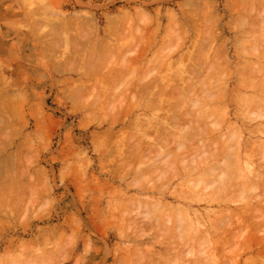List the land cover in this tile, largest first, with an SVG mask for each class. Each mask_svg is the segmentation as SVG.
<instances>
[{"label": "rangeland", "instance_id": "rangeland-1", "mask_svg": "<svg viewBox=\"0 0 264 264\" xmlns=\"http://www.w3.org/2000/svg\"><path fill=\"white\" fill-rule=\"evenodd\" d=\"M239 1L0 0V264H264V0Z\"/></svg>", "mask_w": 264, "mask_h": 264}, {"label": "bare ground", "instance_id": "bare-ground-1", "mask_svg": "<svg viewBox=\"0 0 264 264\" xmlns=\"http://www.w3.org/2000/svg\"><path fill=\"white\" fill-rule=\"evenodd\" d=\"M240 1H241V0H240ZM240 1H239V2H240ZM245 1H246V0H245ZM186 2H188V1H186ZM204 2H205V1H204ZM204 2H203V3H204ZM241 2H242V1H241ZM241 2H240V3H241ZM259 2H260V1H259ZM244 3H245V2H244ZM247 3H248V2H247ZM188 4H189V3H188ZM212 4H213V3H212ZM241 4H242V3H241ZM245 4H246V3H245ZM261 4H262V3H261ZM191 5H192V4H191ZM201 5H202V4H201ZM248 5H249V3H248ZM263 5H264V4H263ZM196 6H197V5H196ZM208 6L210 7V5H208ZM209 7H208V8H209ZM211 7H212V6H211ZM250 7H251V6H250ZM261 7H262V5H261ZM261 9L264 10L263 8H261ZM208 12H209V11H208ZM210 13H213V11L210 12ZM172 14H173V13H172ZM182 14H184V12H183ZM185 14H186V13H185ZM208 15H209V14H208ZM169 16H170V15H169ZM173 16L175 17L174 14H173ZM260 16H262V15H260ZM170 17H172V16H170ZM205 17H207V16H205ZM209 17H210V16H209ZM209 17H207V19H209ZM241 17H242V16H241ZM253 17H254V15L252 16V18H253ZM256 17H258V16H256ZM168 18H169V17H168ZM168 18H167V19H168ZM259 18H260V17H259ZM142 19H143V18H142ZM170 20H171V19H170ZM187 20H188V19H187ZM209 20H210V19H209ZM141 21H142V20H141ZM174 21H175V19H174ZM243 21H244V20H243ZM245 21H246V20H245ZM261 21L263 22L262 18H261ZM145 22H146V21H145ZM177 22H178V21H177ZM190 22H191V21H190ZM239 22H240V21H239ZM246 22H247V21H246ZM248 22H249V21H248ZM211 23H213V22H211ZM244 23H245V22H244ZM244 23L242 22V24H244ZM258 23H259V22H258ZM258 23H257V25H258ZM214 24H215V23H214ZM214 24H211V25H214ZM242 24H241V25H242ZM262 24H263V23H262ZM172 25H174V24H172ZM176 25H177V24H176ZM194 25H195V24H194ZM254 25H256V24H254ZM244 26H245V25H244ZM258 26H262V27H263V25H261L260 23H259ZM183 27H184V26H183ZM185 27H186V26H185ZM237 27H238V26H237ZM251 27H254V28H255V26H251ZM175 28H176V27H175ZM181 28H182V27H181ZM205 28H206V27H205ZM212 28H214V27H212ZM248 28H249V26H248ZM176 29H177V28H176ZM184 29H185V28H184ZM237 29H240V28H237ZM237 29H236V30H237ZM259 29L261 30L260 27H259ZM185 30H186V29H185ZM209 30H210V29H209ZM252 30H253V29H251L250 32H251ZM174 31H175V30H174ZM215 31H216V30H215ZM262 31H263V30H262ZM107 32H108V31H107ZM153 32H154V31H153ZM180 32H181V31H180ZM183 32H184V31H183ZM200 32H201V30H200ZM205 32L207 33L208 31L204 30V32H202V33H205ZM248 32H249V30H248ZM202 33H201V34H202ZM206 33H205L204 35H206ZM210 33H211V32H209V35L212 37L213 35H211ZM246 33H247V32H246ZM181 34H182V32H181ZM184 34H185V32H184ZM263 34H264V33H263ZM142 35H143V34H142ZM153 35H154V34H153ZM186 35H187V34H186ZM204 35H203V37H204ZM216 35H218V34H216ZM210 36H208V37H210ZM214 36H215V35H214ZM214 36H213V37H214ZM107 37H108V36H107ZM139 37H140V36H139ZM208 37H207V38H208ZM140 38H141V37H140ZM152 38H153V37H152ZM152 38H151V39L149 38V39L152 40ZM204 38H205V37H204ZM234 38H235V37H234ZM142 39H144V38H141V40H142ZM217 39H218V38H217ZM150 40H149V41H150ZM198 40H199V38H198ZM201 40H202V39H201ZM201 40H199V41H201ZM215 40H216V39H215ZM238 40H239V39H238ZM204 41H205V40H204ZM206 41H207V40H206ZM206 41H205V42H206ZM242 41H243V40H242ZM207 42H208V41H207ZM211 42H212V41H211ZM144 43H145V42H144ZM144 43H143V45H145ZM201 43H202V42H201ZM234 43H235V42H234ZM202 44H203V43H202ZM208 44H209L208 46H210V43H208ZM105 45H107V44H105ZM149 45H150V44H149ZM122 46H123V45H122ZM124 46H125V45H124ZM124 46H123V47H124ZM161 46H162V45H161ZM203 46H204V45H203ZM208 46H205L206 49H208V48H207ZM235 46H236V43H235ZM237 46H238V45H237ZM243 46H244V45H243ZM101 47H102V46H101ZM104 47H105V46L103 45V48H104ZM106 47H107V46H106ZM199 47H200V46H198V49H200ZM205 47H203V48H205ZM254 47H255V46H254ZM167 48H168V49H166V50L168 51L170 48H169V47H167ZM196 48H197V46H196ZM235 48H236V47H235ZM235 48H234V49H235ZM240 48H241V47H240ZM198 49H197V50H198ZM214 49H215V48H214ZM242 49H243V47H242ZM254 49H255V48H254ZM260 49H261V48H260ZM260 49H259V50H260ZM262 49H263V48H262ZM160 50H162V49H160ZM237 50H239V51H238V53H239V52H240V49L237 48ZM244 50H245V49H244ZM198 51H200V50H198ZM201 51H202V50H201ZM201 51H200V52H201ZM204 51H205V49H204ZM206 51H207V50H206ZM218 51H219V49L217 50V52H218ZM257 51H258V50H257ZM164 52H165V51H164ZM164 52H160V53L162 54V53H164ZM168 52H169V51H168ZM168 52H167V53H168ZM236 52H237V51H236ZM135 53H136V52H135ZM212 53H214V52H212ZM212 53H211V54H212ZM240 53H241V52H240ZM247 53H248V52H247ZM257 53H258V52H257ZM257 53H256V54H257ZM262 53H264V52H262ZM262 53H261V54H262ZM101 54H102V53H101ZM136 54H137V53H136ZM145 54H146V53H145ZM145 54H144V55H145ZM204 54H206V53H204ZM214 54H215V53H214ZM106 55H107V53H106ZM108 55H109V53H108ZM134 55H135V54H134ZM166 55H167V54H166ZM166 55H165V56H166ZM169 55H170V54H169ZM196 55H197V53H196ZM238 55H241V54H238ZM243 55H244V54L242 53V56H243ZM109 56H110V55H109ZM125 56H126V55H125ZM165 56H164L163 58H165ZM200 56H201V55H200ZM210 56H211V55H210ZM210 56H209V57H210ZM219 56H220V54H219ZM219 56H218V58H219ZM104 57H105V56H104ZM177 57H178V56H177ZM213 57H214V56H213ZM221 57H222V55H221ZM263 57H264V54H263ZM110 58H111V56H110ZM110 58H109V59H110ZM122 58H123V57H122ZM160 58H162V57H160ZM202 58H204V55H203V57H201V59H202ZM211 58H212V56H211ZM211 58H209V59L212 60ZM96 59H97V57H96ZM107 59H108V57H107ZM123 59H124V58H123ZM123 59H121L120 61L122 62ZM198 59H199V58H198ZM222 59H224V57H223ZM194 60H195V59H194ZM218 60H220V59H218ZM262 60H263V59H262ZM99 61H100V59L98 60V62H99ZM120 61H119V62H120ZM125 61H126V60L124 59V63H125L124 65H125V66L130 64V63H129L130 60L127 61L128 63H126ZM192 61H193V60H192ZM198 61H199V60H198ZM240 61H241V60H240ZM160 62H161V61H160ZM177 62H178V61H177ZM194 62H195V61H194ZM157 63H158V62H157ZM201 63H202V62H201ZM201 63L199 62V64H201ZM203 63H204V62H203ZM244 63H245V62H244ZM120 64H121V63H120ZM122 64H123V63H122ZM158 64L160 65V63H158ZM173 64H174V61H173ZM196 64H198V63L196 62ZM199 64H198V65H199ZM220 64H221V63H220ZM124 65H122V67L119 68V71H118V72H121V71L123 72V71H124V69L127 67V66L125 67ZM211 65H212V64H211ZM227 65H228V64H227ZM237 65H238V64H237ZM115 66H116V65H115ZM157 66H158V65H157ZM202 66H203V65H202ZM212 66H213V65H212ZM116 67H120L119 64H118ZM158 67H159V66H158ZM251 67H252V66H251ZM251 67H250V68H251ZM123 68H124V69H123ZM253 68H254V66H253ZM260 68H261V67H260ZM122 69H123V70H122ZM192 69H193V68H192ZM200 69H201V68H200ZM242 69H243V68H242ZM242 69H240V71H241ZM171 70H172V69H171ZM206 70H208V69H206ZM211 70H212V69H211ZM211 70H210V71H211ZM224 70H225V69H224ZM191 71H192V70H191ZM195 71H196V70H195ZM195 71H193L194 74H195ZM236 71H238V75H239V69L236 70ZM242 71H243V70H242ZM242 71H241V72H242ZM252 71H253V70H252ZM125 72H126V74L129 73L128 71H124L123 73H125ZM131 72H132V71H131ZM207 72H209V71H207ZM218 72H219V71H218ZM133 73H134V72H133ZM248 73L251 74V72H247V73H244V75H245V74L248 75ZM126 74H125V76H127ZM148 74H149V73H148ZM192 74H193V73H192ZM197 74H198V72H197ZM129 75H130V74H129ZM146 75H147V74H146ZM240 75H241V74H240ZM242 75H243V74H242ZM244 75H243V76H244ZM252 75H256V74L252 73ZM257 75H260V74H257ZM210 76H211V75H210ZM210 76H209V77H210ZM218 76H219V75H218ZM218 76H217V77H218ZM221 76H222V75H221ZM225 76H226V75H225ZM106 77H107V76H106ZM127 77H128V76H127ZM142 77H143V76H142ZM204 77H206V76H204ZM219 77H220V76H219ZM261 77H262V76H261ZM146 78H147V77H146ZM146 78H143V79H145L146 82H147L148 79H146ZM148 78H149V77H148ZM198 78H199V77H198ZM207 78H208V77H207ZM220 78H221V77H220ZM263 78H264V77H262V80H264ZM106 79H107L106 81H109L108 77H107ZM125 79H126V78H125ZM125 79H124V80H125ZM193 79H194V77H193ZM202 79H203V78H202ZM211 79H212V78H211ZM222 79H223V78H222ZM119 80H120V79H119ZM156 80H157V79H156ZM186 80H187V79H186ZM186 80H185V82H186ZM247 80H248V81H247ZM256 80H257V79H256ZM256 80H255V81H256ZM258 80H259V79H258ZM258 80H257V81H258ZM262 80H260L261 83H262ZM151 81H152V80H151ZM169 81H171V79H170ZM183 81H184V80H183ZM183 81H182V82H183ZM188 81H189V80H188ZM188 81H187V84L190 85L191 83L189 84ZM198 81H199V80H198ZM246 81H247L248 83H247ZM252 81H254V80H252ZM118 82H119V81H118ZM122 82H123V80H121V83H122ZM142 82H143V81H142ZM146 82H145V81L143 82V83H145V86L142 84V85H143V86H142V89H141L140 86H139V88H138L137 85H135L136 87L133 85L134 88H130V89H133V90L136 89L137 92H139V90H140L141 92H139L138 94L142 93V90H143V92L145 91V93L147 94L146 90L150 88V87H147V86H148L147 84H151V82H150V80L148 81V83H146ZM153 82H154V80H153ZM157 82H158V81H157ZM185 82H184V83H185ZM199 82H200L201 84H200ZM199 82H197V83L200 84V85H202L203 80H202V82H201V80H200ZM239 82H240V81H239ZM243 82H245L246 85H250V84H251L249 79H245V80H243ZM243 82H242L241 84H244ZM258 82H259V81H258ZM119 83H120V82H119ZM119 83H118V84H119ZM129 83H130V81H129ZM137 83H139V82H137ZM259 83H260V82H259ZM259 83H257V84H259ZM106 84H107V83H106ZM154 84H155V83H154ZM154 84H152V85L154 86ZM215 84H216V83H215ZM255 84H256V83H255ZM164 85H165V84H164ZM164 85H163L164 90H166V87H165ZM176 85H177V83H176ZM192 85H193V84H192ZM205 85H206V84H203L202 87H203V86L205 87ZM213 85H214V83H213ZM213 85H212V86H213ZM244 85H245V84H244ZM246 85H245V86H246ZM126 86H127V85H126ZM128 86H129V85H128ZM128 86H127V87H128ZM153 86H151L150 89H152ZM155 86H156V84H155ZM157 86H159V84H158ZM157 86H156L155 88H157V89L159 88V91H160V89H161L162 87H157ZM160 86H161V85H160ZM178 86H179V88L181 87L180 85H178ZM190 86H191V85H190ZM190 86H189V87H190ZM215 86H216V85H215ZM255 86H256V85H254V87H255ZM120 87H121V86H120ZM213 87H214V86H213ZM213 87H211V90H212ZM243 87H244V86H243ZM247 87H248V86H247ZM254 87H252V88H254ZM124 88H125V87H124ZM143 88H144L145 90H144ZM153 88H154V87H153ZM169 88H170V87H169ZM184 88H185V87H184ZM186 88H187V87H186ZM190 88L192 89V87H190ZM190 88H189V89H190ZM214 88H215V87H214ZM218 88H219V87H218ZM237 88H239V87L237 86ZM130 89H129V90H130ZM202 89H204V88H202ZM202 89H201V90H202ZM136 90H135V91H136ZM164 90L162 89V91H164ZM186 90L188 91V89H185V91H186ZM196 90H197V89H196ZM198 90H199V89H198ZM201 90H200V91H201ZM257 90H258V89H257ZM135 91H134V92H135ZM148 91L150 92V90H148ZM162 91H161V92H162ZM176 91H177L176 94H179V93H178L179 90H175V92H176ZM191 91H192V90H191ZM137 92H135L136 94L134 93L136 96H137ZM198 92H199V91H198ZM198 92H197L196 94H198ZM202 92H203V91H202ZM220 92H221V91H220ZM220 92H219V93H220ZM131 93H132V92H131ZM150 93H151V92H150ZM150 93H149V94H150ZM158 93H159V92H157V94H158ZM165 93H167V92H165ZM204 93H207V92H204ZM204 93H202V97L205 96V98H208L209 95H204ZM121 94H122V93H121ZM121 94H120V95H121ZM127 94H129V93H127ZM149 94H148V95H149ZM155 94H156V92H154L153 97L155 96ZM160 94H161V93H159V95H158L157 98L155 97L156 100H157V101H156V100L154 99V101H156L155 104H156V103H159V99H158L159 96L162 95V97H164L163 94H161V95H160ZM220 94H221V93H220ZM220 94H219V97H220V99H221ZM124 95H125V93H124ZM131 95H132V94H131ZM165 95H166V94H165ZM181 95H182V94L180 93V95H178V97L181 98ZM203 95H204V96H203ZM125 96H126V95H125ZM132 96H133V95H132ZM145 96H146V95H145ZM190 96H191V94L189 93L187 97H190ZM207 96H208V97H207ZM210 96H211V98H212V95H210ZM237 96H238V95H237ZM237 96H236V97H237ZM199 97H200V95H199ZM214 97H215V95H214ZM216 97H217V96H216ZM262 97H263V96H262ZM130 98H131V97H130ZM137 98H138V97H137ZM141 98H142V94H141ZM141 98H140V99H141ZM151 98H152V97H151ZM160 98H161V97H160ZM194 98H195L194 100H197L195 96H194ZM205 98H204V99H205ZM222 98H223V96H222ZM234 98H235V97H234ZM251 98H252V97H251ZM253 98H254V97H253ZM113 99H114V98H113ZM131 99H132V98H131ZM131 99H130V100H131ZM172 99H173V97H172ZM177 99H178V98H177ZM177 99H176V100H177ZM192 99H193V98H192ZM208 99H209V98H208ZM208 99H207V100H208ZM212 99H213V98H212ZM218 99H219V98H218ZM218 99H217V100H218ZM231 99H232V98H231ZM236 99H237V98H236ZM111 100H112V99H110V101H111ZM116 100H117V99H115V101L113 100V102H116ZM145 100H146V99H145ZM173 100H174V99H173ZM181 100L183 101L182 103L184 104V103H185V102H184L185 99H184L183 95H182ZM188 100H189V99H188ZM205 100H206V99H205ZM214 100H215V99H214ZM217 100H216V101H217ZM255 100H257V99H255ZM123 101H124V100H123ZM132 101H133V100H132ZM132 101H131V102H132ZM154 101H153V102H154ZM191 101H192V100H191ZM197 101H198V100H197ZM211 101H212V100H211ZM118 102H121V101H118ZM131 102H130V103H131ZM136 102H137V101H136ZM153 102H151V104H152ZM193 102H194V101H192V102H188L189 105H190L191 107L194 106V104H193V106L191 105V103H193ZM209 102H210V101H209ZM213 102H214V101H213ZM256 102H258V101H255V104H256ZM132 103H133V102H132ZM147 103H148V102H147ZM162 103H163V102H162ZM182 103H181V106L183 105ZM188 103H187V104H188ZM197 103H198V102H197ZM203 103H204V102H203ZM248 103H250V102H248ZM109 104H110V103H109ZM111 104H112V103H111ZM111 104H110V105H111ZM142 104H143V103H142ZM185 104H186V103H185ZM199 104H200V103H199ZM251 104H252V103H251ZM251 104H250V105H251ZM255 104H254V106H255L254 109H256V107H257V110H256V111L258 112V113H256V115H257V114H263L264 111H263L262 113H260L258 106L255 105ZM112 105H114V104H112ZM157 105H158V104H157ZM174 105H175V104H174ZM178 105H180V104H178ZM178 105H176V106H178ZM146 106H147V105H146ZM152 106H153V105H152ZM154 106H155V105H154ZM154 106H153V107H154ZM181 106H180V108H182V107H184V106H187V105H184V106H182V107H181ZM244 106H245V105H244ZM254 106H252V108H253ZM261 106H263V105L261 104ZM261 106H260V107H261ZM172 107H173V105H172ZM172 107H171V108H172ZM188 107H189V106H188ZM194 107H195V106H194ZM263 107H264V106H263ZM147 108H148V107H147ZM150 108H152V107H150ZM166 108H167V107H166ZM178 108H179V107H178ZM186 108H187V107H186ZM195 108H197V107H195ZM198 108H201V106H199ZM216 108H217V107H216ZM176 109H177V107H176ZM189 109H194V108H190V107H189ZM210 109H211V108H210ZM261 109H262V108H261ZM172 110H173V108H172ZM178 110H179V109H178ZM178 110H176L175 113H176ZM221 110H222V109H221ZM251 110H252V109H250L249 111H251ZM262 110H263V109H262ZM188 111H189V110H188ZM189 112H190V113H189ZM189 112H188L189 115H191V111H189ZM196 113H197V112H196ZM196 113H195V114H196ZM210 113H212V111H211ZM217 113H218V112H217ZM219 113L221 114V111H220ZM251 113H252V112H249V113H248L249 116H250ZM248 114H247V115H248ZM185 115H186V114H185ZM185 115H184V116H185ZM252 115H253V113H252ZM254 115H255V114H254ZM144 116H145V115H144ZM203 116H204V114H203ZM203 116H202V117H203ZM207 116H208V115H207ZM217 116H218V115H217ZM217 116H216V117H217ZM220 116H221V115H220ZM185 117H187V116H185ZM250 117H251V116H250ZM257 117H259V116H257ZM169 118H170V117H169ZM169 118H168V120H169ZM187 118L189 119L190 117H187ZM187 118H186V119H187ZM195 118H196V117H195ZM259 118H260V117H259ZM166 119H167V118H166ZM176 119H177L178 121L180 120V119H178V117H174V118H173L174 121H176ZM188 119H187V121H188ZM190 119H191V118H190ZM256 119H257V118H256ZM171 120H172V119H171ZM171 120H170V121H171ZM173 120H172V121H173ZM217 120H218V119H217ZM217 120H214V121H217ZM247 120H248V119H247ZM139 121H140V120H139ZM149 121H150V120H149ZM174 121H173V122H174ZM192 121H193L192 123H194L195 120H193V118H192ZM200 121H201V120H200ZM208 121H209V120H208ZM176 122H177V121H176ZM189 122H190V121H189ZM189 122H188V124H189ZM244 122H246V121H244ZM247 123H249V122H247ZM152 124H153V123H152ZM143 125H144V124H143ZM171 125H172V124H171ZM198 125H199V124H198ZM248 125H249V124H248ZM168 126H170V125H168ZM180 126H182V125H180ZM180 126H178L179 130H180V128H181ZM185 126H186V124H185ZM185 126H184V127H185ZM202 126L204 127V125H202ZM207 126H208V125H207ZM211 126H212V125H211ZM218 126H219V125H218ZM145 127H146V125H145ZM159 127H160V126H159ZM170 127H171V126H170ZM173 127L175 128V127H177V125L175 124V125H173ZM173 127H172V128H173ZM209 127H210V126H209ZM129 128H130V127H129ZM163 128H164V127H163ZM196 128H197V127H196ZM200 128H201V127H200ZM160 129H161V127H160ZM160 129L158 128L157 130L159 131ZM197 129L199 130V128H197ZM197 129H196V132H195V129L192 128V131L194 130V134H196V135H197V134H200V132H202V131H200L199 133H197V131H198ZM210 129H211V128H210ZM233 129L236 130L237 128L235 127V128H233ZM179 130H177V131H179ZM181 130H182V129H181ZM229 130H231V129H229ZM163 131H164L163 129L160 130L161 133H162ZM166 131H167V130H166ZM166 131H165V132H166ZM182 131H184V129H183ZM203 131H204V130H203ZM231 131L233 132V130H231ZM231 131H230V132H231ZM253 131H254V130L252 129V132H253ZM165 132H163V134H164ZM167 132H168V131H167ZM167 132H166V133H167ZM235 132H238V131L236 130ZM168 133L171 134V132H168ZM168 133L166 134L167 137L170 135V134H168ZM189 133L193 134V133L191 132V130H190L188 133H186V134H189ZM107 134H108V133H107ZM232 134H233V133H232ZM158 136H159V139H158ZM158 136H157V139H158L157 141L159 142V140H160L162 143L164 142L163 145H165V141H164V140L162 141L160 135H158ZM172 136H173V135H171V136L169 137V141H170V138H172V139L174 140V138H173ZM190 138H191L190 141H194V140H192V138H193L192 136H190ZM195 138H196V137L194 136V139H195ZM220 138H221V137H220ZM172 139H171V140H172ZM186 139H187V138H186ZM221 139H222V138H221ZM200 140H201V139H200ZM216 140H217V139H216ZM236 140H237V137H236ZM157 141H156V142H157ZM175 142H177V141H175ZM178 142H179V141H178ZM229 142H230V141H229ZM229 142H228V143H229ZM263 142H264V141H263ZM171 143H172V141H171ZM189 143H190V142H188V144H189ZM191 143H192V142H191ZM191 143H190V144H191ZM199 143H200V142H199ZM176 144H177V143H176ZM212 144H215V143H212ZM212 144H211V145H212ZM95 145H96V144H95ZM137 145H139V144L137 143ZM198 145H199V144H198ZM211 145H209V146H211ZM170 146H171V145H170ZM187 146H188V145H187ZM190 146H191V145H190ZM201 146H202V143H201ZM201 146H198V147H201ZM227 146H228V145H227ZM234 146H235V145H234ZM96 147H97V146H96ZM133 147H134V146H133ZM165 147H167V146H165ZM176 147H177V146H176ZM194 147H195V146H194ZM194 147H192V148H194ZM207 147H208V146H207ZM212 147H214V145H212ZM223 147H225V146H223ZM151 148H154V146H153V147L151 146ZM189 148H191V147H189ZM195 148H196V147H195ZM228 148H229V147H228ZM228 148L225 147V149H228ZM161 149H163V147H162ZM171 149H172V148H171ZM174 149H175V150H177V149L179 150L180 148H174ZM181 149H182V148H181ZM186 149H187V148H186ZM207 149H208V148H207ZM134 150H135V149H134ZM139 150H140V148H139ZM147 150H148V149H147ZM169 150H170V149H169ZM169 150H168V151H169ZM175 150H174V152H175ZM178 150H177V151H178ZM183 150H184V149H182L181 152H182ZM195 150H196V149H195ZM198 150H200V149H198ZM201 150H202V149H201ZM213 150H215V149H213ZM230 150H231V149H230ZM230 150L228 149L227 151H230ZM149 151H150V150H149ZM149 151H147V152H149ZM151 151H152V150H151ZM151 151H150V152H151ZM164 151H165V150H164ZM168 151H167V152H168ZM170 151H171V150H170ZM186 151H187V150H186ZM192 151H194V149H192ZM235 151H236V150H235ZM235 151H233V152H235ZM145 152H146V151H145ZM147 152H146V153H143V154L146 155ZM153 152L156 153L157 151H153ZM172 152H173V151H172ZM174 152H173V154H174ZM196 152H197V151H196ZM204 152H205V151H204ZM186 153H187V152H186ZM201 153H202V152H201ZM205 153H206V152H205ZM207 153H209V154L212 153L211 155L214 156V154H213L214 152H212V151H208V150H207ZM222 153H223V152H222ZM229 153H230V152H229ZM127 154H129V153H127ZM158 154L161 155V154L159 153V151H158ZM169 154L171 155V153H169ZM173 154H172V156H173ZM198 154H199V152H198ZM202 154H203V153H202ZM227 154H228V152H227ZM130 155H132V153H131ZM149 155H150V154H149ZM149 155H146L145 158H146L147 156H149ZM159 155H158V156H159ZM163 155H164V153H163ZM182 155H183V154H182ZM184 155H185V153H184ZM184 155H183V156H184ZM211 155H209V156L211 157ZM134 156H135V155H134ZM154 156H156V155H154ZM164 156H165V155H164ZM168 156H169V155H168ZM168 156H167L166 158H170V156H169V157H168ZM192 156H194V155H192ZM197 156H198V155H197ZM149 157H150V156H149ZM198 157H199V156H198ZM198 157H197V158H198ZM221 157H222V156H221ZM171 158H172V157H171ZM187 158H189V157H187ZM212 158L214 159L215 156L212 157ZM224 158L227 159L226 157H224ZM156 159H159V158L156 157ZM163 159H164V158H163ZM163 159H162V160H163ZM190 159H191V157H190ZM209 159H211V158H209ZM219 159H220V157H219ZM228 159H229V158H228ZM166 160H167V159H166ZM166 160L164 159V164H165V165H167V164L169 163V161H166ZM192 160H193V159H192ZM221 160H222V159H221ZM261 160H262V158H261ZM144 161H146V160H143V162H144ZM156 162H157V160H156ZM156 162H155V163H156ZM165 162H166L167 164H166ZM151 163H152V162H151ZM151 163H150V164H151ZM160 163H161V162H160ZM180 163H181V162H180ZM192 163H193V161H192ZM153 166H154V165H153ZM214 166H215V165H214ZM163 167H164V166H163ZM166 168H167V167H166ZM259 168H260V166H259ZM262 168H263V167H262ZM161 169H162V168H161ZM168 169H170V167H168ZM210 169H211V168H210ZM210 169H209V170H210ZM260 169H261V168H260ZM193 170H194V168H193ZM214 170H215V169H214ZM258 170H259V169H258ZM203 171H205V170H203ZM220 171H221V170H220ZM254 172H255V171H254ZM222 173H223V172H222ZM224 173H225V171H224ZM261 173H262V172H261ZM191 174H192V173H191ZM209 174H210V173H209ZM225 174H226V173H225ZM233 174H234V173H233ZM203 175H204V174H203ZM255 175H256V174H255ZM217 177H219V176H217ZM211 178H212V177H211ZM218 179H219V178H218ZM228 179H229V180H228ZM228 179H227V180L230 181L229 176H228ZM231 179H232V178H231ZM256 179H257V181H260V180H258V177L255 178V180H256ZM259 179H260V178H259ZM217 181H218V180H217ZM191 182H192V181H191ZM196 182H197V181H196ZM192 183H193V182H192ZM200 183L202 184L203 181H202V182L200 181ZM212 183H214V181H212ZM228 183H229V182H228ZM230 184H232V183H230ZM258 184H259V183H258ZM209 185H210V184H209ZM209 185H208V184L206 185V184L204 183V184L202 185V187L205 186V187L207 188V186H209ZM227 185H228V184H227ZM184 186H185V184H184ZM258 186H259V185H258ZM263 186H264V184H263ZM263 186H262V187H263ZM240 187H241V186H240ZM232 188H233V187H232ZM232 188H230V189H232ZM235 188H236V187H235ZM235 188H234V190H233V189H232V190L235 191ZM252 189H254V188H252ZM252 189H251V190H252ZM255 189H256V187H255ZM255 189H254V190H255ZM261 189H263V188H261ZM261 189H260V190L258 189V190H259L260 192H262ZM204 190H205V189H204ZM238 190H239V189H238ZM238 190H236V191H238ZM254 190H253V191H254ZM228 191H229V190H228ZM241 191H243V190H241ZM234 193H235V192H234ZM236 193H237V192H236ZM236 193H235V194H236ZM241 193H242V192H241ZM251 193H252V192H251ZM218 194H219V193H218ZM215 195H217V194H215ZM232 195H233V194H232ZM237 195H240V193L238 192ZM262 195H263V193H262ZM230 196H231V195H230ZM257 196H260V195L258 194ZM205 197H206V196H205ZM205 197H204V198H205ZM215 197H216V196H215ZM238 197H239V196H238ZM229 198H230V197H229ZM239 198H240V197H239ZM239 198H238V199H239ZM261 198H262V197H261ZM224 200H225V199H224ZM257 200H258V199H257ZM259 200H260V199H259ZM221 202H223V201H221ZM221 202H220V203H221ZM260 202H261V201H260ZM220 203H219V204H220ZM151 208H152V206H151ZM153 208H154V207H153ZM143 209H145V208H143ZM157 209H158V208H157ZM251 209H252V208H251ZM137 210H138V209H137ZM172 210H173V209H172ZM172 210H171V211H172ZM243 210H244V209H243ZM252 210H253V209H252ZM132 211H133V210H132ZM134 211H135V209H134ZM177 211H178V210H177ZM189 211L191 212V209H190ZM247 211H248V210H247ZM247 211H246V212H247ZM192 212H193V210H192ZM253 212H254V211H253ZM257 212H258V211H256V213H257ZM170 213H171V212H170ZM175 213H176V212H175ZM227 213H228V212H227ZM250 213H251V212H250ZM258 213H259V212H258ZM258 213H257V214H258ZM166 214L168 215V213H166ZM224 214H225V213H224ZM136 215H137V214H136ZM252 215H253V214H252ZM137 216H138V215H137ZM140 216H142V214H141ZM262 216H264V215H262ZM262 216H260L261 218L258 217V219H256V221L262 219ZM158 217H159V216H158ZM176 217H177V216H176ZM179 217H180V216H179ZM234 217H235V216H234ZM142 218H143V217H142ZM144 218H146V217H144ZM154 218H155V217H154ZM165 218H166V217H165ZM165 218H164V219H165ZM228 218H229V217H228ZM228 218H227V219H228ZM167 219L169 220L168 217H167ZM183 219H184V218H183ZM227 219H226V220H227ZM234 219H235V218H234ZM234 219L232 220V221H234V223H235V222H239V220L237 221V220H234ZM245 219L248 220V218H245ZM146 220H147V219H146ZM165 220H166V219H165ZM226 220H225V221H226ZM249 220H251V219L249 218ZM263 220H264V218H263ZM176 221L179 222V220H176ZM216 221H217V220H216ZM223 221H224V220H223ZM251 221H253V220H251ZM228 222H230V221L228 220ZM228 222L226 221V222H224V223L227 224ZM249 222H250V221H249ZM253 222H254V221H253ZM258 222H259V221H258ZM147 223H148V222H147ZM166 223H168V221H166ZM260 223H261V222H260ZM262 223H263V222H262ZM182 224H183V223H182ZM189 224H190V223H189ZM228 224H229V223H228ZM254 224H255V222H254ZM254 224H253V225H254ZM139 225H140V224H139ZM147 225H148V224H147ZM151 225H152V224H151ZM176 225H178V224H176ZM217 225H220V224H217ZM221 225H222V224H221ZM221 225H220V228L223 226V225H222V226H221ZM243 225H244V230L247 229V225L245 226V222H244ZM256 225H257V224H256ZM256 225H254V227H255ZM202 226H203V225H202ZM212 226H213V225H212ZM228 226H229V225H228ZM232 226H233V224L231 225V227H232ZM251 226H252V225H251ZM144 227H145V226H144ZM144 227H143V228H144ZM217 227L219 228V226H217ZM217 227H216V228H217ZM224 227H227V225L224 226ZM245 227H246V228H245ZM161 228H162V227H161ZM165 228H166V227H165ZM213 228L216 229L214 226H213ZM218 228H217V229H218ZM235 228H236V227H235ZM217 229H216V230H217ZM231 229H232V228H231ZM239 229H240V228H239ZM139 230H140V229H139ZM139 230H138V231H139ZM165 230H166V229H165ZM177 230H178V229H177ZM204 230H205V229H204ZM252 230H253V229H251V231H252ZM257 230H258V229H257ZM159 231H160V228H159ZM175 231H176V229H175ZM132 232H133V231H132ZM178 232H179V230H178ZM178 232H175V233H177V235H180ZM247 232H248V229H247L246 233H247ZM137 233H138V232H137ZM164 233H166V232H164ZM172 233H173V232H172ZM225 233H228V231L225 232ZM229 233H230V232H229ZM229 233H228V234H229ZM231 233H232V231H231ZM231 233H230V236L232 235ZM233 233H234V232H233ZM132 234H133V233H132ZM166 234H168V233H166ZM137 235H138V234H137ZM204 235H205V234H204ZM220 235H221V234H220ZM260 235H261V234H260ZM155 236H156V235H155ZM163 236H164V235H163ZM202 236H203V235H201V237H202ZM237 236H238V235H236V237H237ZM239 236H240V235H239ZM239 236H238V238H240ZM241 236H242V234H241ZM174 237H176V236L173 234V239H174ZM201 237H200V238H201ZM203 237H204V236H203ZM226 237H227V235H226ZM262 237H263V236H262ZM224 238H225V237H224ZM157 239H158V238H157ZM175 239H176V238H175ZM244 239H245V238H244ZM244 239L241 238V241H243ZM260 239H261V238H260ZM262 239H264V238H262ZM179 240H180V238L178 239V242H177V243H179ZM32 241H33V240H32ZM189 241H191V239H190ZM222 241H223V240H222ZM200 242H201V241H200ZM200 242H199V243H200ZM235 242H237V241H235ZM243 242H244V241H243ZM30 243H31V242H30ZM216 243H217V242H216ZM24 244H25V243H24ZM32 244H33V243H31V246H32ZM48 244H49V243H48ZM197 244H198V243H197ZM42 245H43V244H42ZM195 245H196V244H195ZM200 245H201V244H200ZM219 245H220V244H219ZM224 245H225V244H224ZM235 245H237V244L235 243ZM27 246H28V245H27ZM31 246H30V244H29V247H31ZM163 246H164V244H163ZM165 246H166V245H165ZM165 246H164V247H165ZM178 246H179V245H177V247H178ZM201 246L203 247V244H202ZM21 247H22V246H21ZM166 247H167V246H166ZM170 247H171V246H170ZM177 247H176V248H177ZM184 247H185V246H184ZM198 247L200 248L199 245H198ZM25 248H26V247H25ZM31 248H32V247H31ZM46 248H47V247H46ZM203 248H204V247H203ZM233 248H234V245H233ZM242 248H243V247H242ZM174 249H175V248H173L172 250H174ZM195 249H196V248H195ZM200 249H201V248H200ZM217 249H218V248H217ZM237 249L239 250V248H237ZM175 250H176V249H175ZM25 251H27V250H24V253H25ZM162 251H163V250H162ZM178 251H179V250H177V252H178ZM203 251H204V250H203ZM215 251H216V250H215ZM155 252H156V251H154V253H155ZM170 252H171V251H170ZM179 252H180V251H179ZM181 252H182V251H181ZM197 252H198V251H197ZM197 252H196V254H197ZM218 252H219V251H218ZM239 252H240V251H238L237 253H239ZM19 253H20V252H19ZM29 253H31V252H29ZM29 253H28V254H29ZM163 253H164V251H163ZM163 253H162V254H163ZM199 253H201V255H202V252L199 251ZM199 253L197 254L199 257L204 256V255L200 256ZM220 253H221V251H220ZM223 253H224V252H223ZM223 253H222V254H223ZM61 254H62V253H61ZM196 254H195V256H196ZM22 255L25 256L24 254H22ZM26 255H27V254H26ZM164 255H165V254H164ZM181 255H182V254H181ZM181 255H180V256H181ZM185 255H187V253H186ZM256 255H257V254H256ZM36 256H37V255H36ZM46 256H47V255H46ZM46 256H45V258H48V257L51 258L50 256H48V257H46ZM62 256H63V255H62ZM62 256H61V257H62ZM216 256H217V255H216ZM61 257H60V259H61ZM185 257H186V256H185ZM185 257H184V259H185ZM224 257H225V256H224ZM226 257H227V254H226ZM139 258H140V257H139ZM139 258H138V259H139ZM141 258H142V256H141ZM157 258H158V257H157ZM155 259H156V258H155ZM158 259H159V258H158ZM160 259H161V258H160ZM174 259H175V258H172V260H174ZM176 259H177V258H176ZM176 259H175V260H176ZM198 259H200V261H201L203 258H198ZM229 259H230V258H229ZM34 260H35V259H34ZM50 260H52V259H50ZM163 260H164V259H163ZM172 260H171V261H172ZM175 260H174V261H175ZM191 260H192V259H191ZM222 260H224V258H222ZM227 260H228V257H227ZM55 261H56V260H55ZM149 261H150V260H149ZM156 261H157V260H156ZM168 261H169V260H168ZM168 261H167V262L164 261L165 264L168 263ZM171 261H170V264H172ZM174 261H173V262H174ZM200 261H199V262H200ZM202 261H203V260H202ZM225 261H226V258H225ZM232 261H233V260H231L230 262H232ZM50 262H52V261H50ZM162 262H163V261H162ZM162 262H161L160 264H162ZM187 262H189V261H187ZM197 262H198V261H197ZM199 262H198V263H199ZM226 262H228V261H226ZM10 263H11V262H10ZM10 263H9V264H10ZM150 263H151V262H149V264H150ZM174 263H175V262H174ZM174 263H173V264H174ZM198 263H197V264H198ZM203 263H204V262H203ZM232 263H233V262H232ZM232 263H231V264H232ZM11 264H12V263H11ZM22 264H23V263H22ZM24 264H25V262H24ZM192 264H194V260H193ZM199 264H200V263H199ZM206 264H208V263H206ZM219 264H220V263H219Z\"/></svg>", "mask_w": 264, "mask_h": 264}]
</instances>
